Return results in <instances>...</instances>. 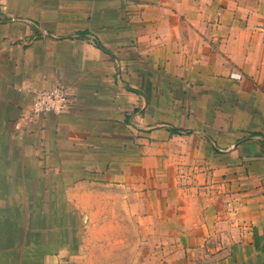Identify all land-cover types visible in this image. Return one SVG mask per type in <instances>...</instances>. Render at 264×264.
<instances>
[{
	"label": "crops",
	"instance_id": "crops-1",
	"mask_svg": "<svg viewBox=\"0 0 264 264\" xmlns=\"http://www.w3.org/2000/svg\"><path fill=\"white\" fill-rule=\"evenodd\" d=\"M156 235L161 264H264V0H0V264Z\"/></svg>",
	"mask_w": 264,
	"mask_h": 264
},
{
	"label": "built area",
	"instance_id": "built-area-1",
	"mask_svg": "<svg viewBox=\"0 0 264 264\" xmlns=\"http://www.w3.org/2000/svg\"><path fill=\"white\" fill-rule=\"evenodd\" d=\"M241 78V76H235ZM31 104V117L37 118L45 114L61 115L71 103L70 91L64 85H56L52 88L34 89Z\"/></svg>",
	"mask_w": 264,
	"mask_h": 264
},
{
	"label": "rangeland",
	"instance_id": "rangeland-1",
	"mask_svg": "<svg viewBox=\"0 0 264 264\" xmlns=\"http://www.w3.org/2000/svg\"><path fill=\"white\" fill-rule=\"evenodd\" d=\"M141 239V237H140ZM154 254L150 252L151 246L146 244H139V259L138 260H129V259H108V260H94L92 263L97 264H161L164 262V258L160 257V253L165 251L164 249L168 246L163 242V239L159 236L154 237ZM149 250L147 251V249ZM111 255H115L111 253Z\"/></svg>",
	"mask_w": 264,
	"mask_h": 264
}]
</instances>
